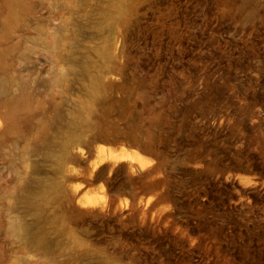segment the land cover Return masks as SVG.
Returning <instances> with one entry per match:
<instances>
[{"label": "rangeland", "instance_id": "rangeland-1", "mask_svg": "<svg viewBox=\"0 0 264 264\" xmlns=\"http://www.w3.org/2000/svg\"><path fill=\"white\" fill-rule=\"evenodd\" d=\"M0 264H264V0H0Z\"/></svg>", "mask_w": 264, "mask_h": 264}, {"label": "bare ground", "instance_id": "bare-ground-1", "mask_svg": "<svg viewBox=\"0 0 264 264\" xmlns=\"http://www.w3.org/2000/svg\"><path fill=\"white\" fill-rule=\"evenodd\" d=\"M83 72L88 75L87 80L84 82V86L87 89V91L90 94H92V95L98 94L99 91H101L102 84H103L102 80H101V74L99 72L98 73H91L88 70L87 66H84ZM68 141H69V138L65 139V141H64V145L65 146H67ZM56 161H57V163L59 165H61L62 157L61 156L57 157ZM14 229L22 237H26L27 238L30 235L29 234L28 225L26 223H24V222H17L14 225ZM33 236H34L33 239H35L37 241H42L43 240V236H41V235H33Z\"/></svg>", "mask_w": 264, "mask_h": 264}]
</instances>
